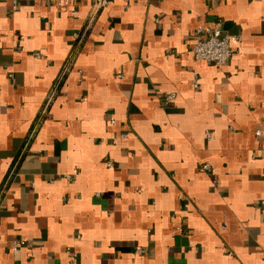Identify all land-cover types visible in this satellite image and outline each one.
<instances>
[{"label":"crops","instance_id":"0c3cea01","mask_svg":"<svg viewBox=\"0 0 264 264\" xmlns=\"http://www.w3.org/2000/svg\"><path fill=\"white\" fill-rule=\"evenodd\" d=\"M95 1L0 0V264H264V0Z\"/></svg>","mask_w":264,"mask_h":264},{"label":"built area","instance_id":"2783aa9c","mask_svg":"<svg viewBox=\"0 0 264 264\" xmlns=\"http://www.w3.org/2000/svg\"><path fill=\"white\" fill-rule=\"evenodd\" d=\"M33 2H49L51 3L52 0H30ZM69 0H56L57 6H62L68 4ZM109 0H96L95 5L100 7L103 5L108 4ZM15 8V3L13 5V9ZM194 43L191 47V53L196 60L208 62L214 66H221L225 65L229 62L232 54L233 49L231 48L232 42L237 41V37L235 35H231L228 33H223L222 30L217 27H210L204 25L201 22H198L195 29H194ZM175 99V95L173 93L167 94L164 97V102L169 103ZM260 131L257 130L255 132L256 135H260ZM260 152L264 153L262 147H259L256 150V155L259 156ZM107 165L109 166L110 163L108 162ZM203 170H208L209 165L203 164L201 167ZM262 181L264 182V174L261 177ZM264 204V201L261 202ZM27 241L24 239H16L12 241V249L16 250L18 247L25 245ZM74 257L75 254L72 253Z\"/></svg>","mask_w":264,"mask_h":264}]
</instances>
